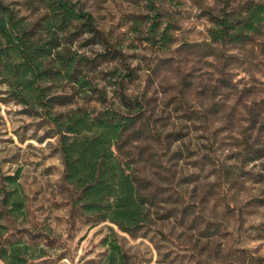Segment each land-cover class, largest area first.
I'll return each instance as SVG.
<instances>
[{
	"label": "rangeland",
	"instance_id": "obj_1",
	"mask_svg": "<svg viewBox=\"0 0 264 264\" xmlns=\"http://www.w3.org/2000/svg\"><path fill=\"white\" fill-rule=\"evenodd\" d=\"M10 1L30 19L39 17L23 0ZM156 4L160 16L144 1L83 0L84 10L128 55L136 73L128 92L144 100L146 124L157 139L144 141L153 158L148 170L155 182L170 187L172 201L177 197L182 203L160 204L163 217L171 205L178 210L138 237L108 222L71 218L61 193L57 137L44 119L9 96L0 80V179L18 175L23 188L25 221L18 227L37 237L52 231L50 244L39 239L46 255L32 264H106L108 241L121 247L127 264H264V55L242 47L204 49L216 0ZM155 18L171 37L164 49L146 40ZM75 45L90 57L103 50L87 35ZM112 65L104 62L94 73L105 101L77 96V105L99 111L117 102L102 76ZM220 169L228 183L219 178ZM215 224L226 228V235L217 233Z\"/></svg>",
	"mask_w": 264,
	"mask_h": 264
},
{
	"label": "trees",
	"instance_id": "obj_2",
	"mask_svg": "<svg viewBox=\"0 0 264 264\" xmlns=\"http://www.w3.org/2000/svg\"><path fill=\"white\" fill-rule=\"evenodd\" d=\"M143 1L155 16L163 12L157 0H137ZM216 1L204 49L222 52L242 47L264 55V0ZM23 4L39 17L32 20L15 1L0 0V80L9 96L44 119L50 125L49 134L57 137L63 163L60 187L70 217L85 218L93 225L108 222L131 237L146 233L158 218L173 217L178 210L173 205L165 209L167 216L158 213L163 204L182 202L177 197L172 201L170 187H163L157 178L155 182L154 172L148 170L153 158L147 155L144 141L157 139L146 124L144 100L128 92L136 76L128 55L99 28L94 15L84 10L83 0H23ZM157 21H151L146 40L164 49L171 37L168 28L160 30ZM81 35L99 44L102 52L94 57L80 52L75 44ZM104 62L113 64L102 76L117 102L99 111L77 105V96L89 102L105 101L106 92L98 87L94 74ZM218 176L228 183L222 169ZM189 206L183 209L187 212ZM25 207L18 175L2 177L0 264H32L46 255L39 239L47 244L53 240L50 229L44 237H37L18 227L25 221ZM211 225L208 222L205 229ZM214 229L221 235L227 233L219 224ZM108 243L106 264H127L121 247L114 241Z\"/></svg>",
	"mask_w": 264,
	"mask_h": 264
}]
</instances>
